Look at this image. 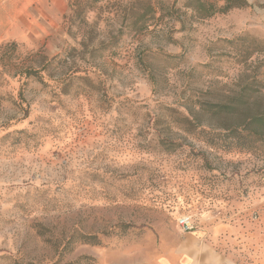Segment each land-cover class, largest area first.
Returning a JSON list of instances; mask_svg holds the SVG:
<instances>
[{"label":"rangeland","instance_id":"374dc122","mask_svg":"<svg viewBox=\"0 0 264 264\" xmlns=\"http://www.w3.org/2000/svg\"><path fill=\"white\" fill-rule=\"evenodd\" d=\"M245 2L0 0V264H160L180 215L264 264V142L240 141L264 0Z\"/></svg>","mask_w":264,"mask_h":264},{"label":"crops","instance_id":"0c3cea01","mask_svg":"<svg viewBox=\"0 0 264 264\" xmlns=\"http://www.w3.org/2000/svg\"><path fill=\"white\" fill-rule=\"evenodd\" d=\"M188 232L175 245L171 255L162 258L160 264H236L229 256L221 253L209 241Z\"/></svg>","mask_w":264,"mask_h":264},{"label":"trees","instance_id":"16d2710c","mask_svg":"<svg viewBox=\"0 0 264 264\" xmlns=\"http://www.w3.org/2000/svg\"><path fill=\"white\" fill-rule=\"evenodd\" d=\"M222 1H223V4L221 6H217L215 1L213 0H197V8L200 13L204 12L203 13L204 15H210L214 13L216 9L227 11L231 8L242 7L246 4L245 0H222ZM0 48H2V45H0ZM19 73L25 77H29V76L38 77L39 75L38 70L33 67H26L22 69ZM210 107L214 109L215 113L229 112L233 109L231 106L226 105V104L225 105L213 104ZM246 124L248 127L244 129L246 131V135L244 136L243 139L245 140L244 141L240 140L241 147H244V145L247 144V141H248L247 138L251 135L255 136L256 140L264 142V113H257V114L250 116ZM231 134L235 135V129L228 130L227 136ZM15 264H20V263L16 262ZM25 264H36V263L28 262Z\"/></svg>","mask_w":264,"mask_h":264},{"label":"built area","instance_id":"2783aa9c","mask_svg":"<svg viewBox=\"0 0 264 264\" xmlns=\"http://www.w3.org/2000/svg\"><path fill=\"white\" fill-rule=\"evenodd\" d=\"M177 225L185 232H191L194 230L193 220L190 215H180L177 218Z\"/></svg>","mask_w":264,"mask_h":264}]
</instances>
